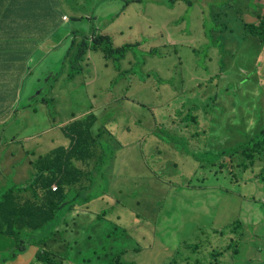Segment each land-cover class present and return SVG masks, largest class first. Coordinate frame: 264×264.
Masks as SVG:
<instances>
[{
  "label": "rangeland",
  "instance_id": "obj_1",
  "mask_svg": "<svg viewBox=\"0 0 264 264\" xmlns=\"http://www.w3.org/2000/svg\"><path fill=\"white\" fill-rule=\"evenodd\" d=\"M67 1L66 6L56 2L52 16V7L48 10L43 20L53 35L23 59L27 67L21 90L36 86L45 101L38 99L0 122L6 149L22 147L26 157L34 152L39 157L28 172L34 178L50 172L44 159L53 146L46 138L59 134L61 142L68 141L64 126L76 119L79 126L90 120V113L97 115L92 134L101 132L103 165L86 172V189H68L47 229L61 227L65 215L74 231L70 243L79 246L75 253L82 264H108L121 252H127L126 263L180 264L176 252L192 243H201L208 253L231 245L226 260L238 264L245 250H257L253 264H264V228L250 224L247 212L249 207L261 212L264 205L262 166L245 173L232 166L234 159L228 161L231 166L224 164L227 156L222 155L264 129V50L258 54L256 43L243 40L240 20L222 0H188L192 8L171 11L165 8L168 0ZM230 1L245 22H256L245 0ZM212 3L220 8L217 18L210 14ZM61 7L74 19L61 22ZM250 8L255 9L252 3ZM220 25L234 34H222ZM97 34L109 36L116 48L139 46L122 60L107 61L101 51L76 59L77 44H91ZM153 49L159 54H150ZM5 63L9 61L0 52V68L11 62ZM2 78L12 82L9 74ZM27 137L40 138L39 143ZM1 166L7 180L0 186V199L9 189H18L14 183L24 182L12 176L8 164ZM91 181L98 186L91 188ZM31 183L29 191L37 193ZM73 204L76 212L69 211ZM3 237L0 260L9 256L6 243L15 244V239Z\"/></svg>",
  "mask_w": 264,
  "mask_h": 264
},
{
  "label": "trees",
  "instance_id": "obj_2",
  "mask_svg": "<svg viewBox=\"0 0 264 264\" xmlns=\"http://www.w3.org/2000/svg\"><path fill=\"white\" fill-rule=\"evenodd\" d=\"M9 1H10L9 3L11 4V6L7 7L5 5L7 2L3 1L2 7H4V9L0 10V28H2L4 31L3 39H2V37H0V47L3 46V50L2 51L0 50V52L4 56V60L8 59L9 63L10 62L13 63L15 61H23V59L27 55H29L32 50H35L36 48H38L37 46L44 44L48 39H50V37L53 35L52 33L54 32V30H53V32H50V33L47 32V30H46L47 20H43V19L45 16H48V11H42L43 12V18H40V11H37L36 13L31 12L32 9L30 7L21 8L16 13L12 7V4L16 5V0H9ZM187 1L188 0H168L165 7L167 10H170V11L173 10L175 7H180V6H183L185 9L192 8V6H190V4L186 5ZM222 1L225 4V6H229L233 9V11L237 15L238 19L240 20L241 25H242V29L246 32V36L243 40L248 42V43H252V44L256 43L258 54L260 52H262L264 50V16H259V18L257 17V19H258L257 25L256 24H248L243 20V18H241V15L238 14L239 11H236L234 9L233 3L230 0H222ZM211 10H212V12H211ZM219 11H220V8L217 6V3H212V6L210 8V14L212 13L213 17L217 18V17H219V13H218ZM60 17L62 18V20H64V21L66 20V22H68V16L67 15L60 14ZM64 17H67V19H64ZM40 27L45 28L43 32H40ZM220 29H221L222 33L226 31L229 33L232 32V33H230L232 35L234 34V30L227 27V25L226 26L220 25ZM71 34L75 35L74 32H72ZM205 36L208 38H211L207 35H205ZM40 37H42V38L40 39ZM255 37L259 40V43L256 42ZM36 38H38V40ZM94 38L98 39V40L94 41L93 40ZM1 39H2V41H1ZM92 40H91V44H88L85 40H82L83 42L81 41L80 43L77 44L76 53H75L76 59H78V58L82 59V58L87 57V55L90 51H101L104 55V58L107 61H109V60H122L126 57V55L129 51H132L139 46V44L136 42L133 44H125V45L121 46L122 48L121 47L116 48V47H114V45H111L113 43H112V40L109 36L101 35V34L94 35L92 37ZM108 41H109V43H108ZM97 42H99V43H97ZM74 45L75 44L73 43V46ZM100 47H101V49H100ZM107 47H108V50H107ZM117 49H119V50H117ZM103 51H105L107 54H105ZM156 53L157 52L155 49L151 50V52H150V54H153V55ZM157 54H159V53H157ZM9 63H5V65H7ZM11 68H13V66H11ZM24 75L21 78V75L12 74V78H13L14 82H18L20 90H21V83L23 82ZM254 83H255V86L252 88V90L257 91V87H258L260 81L259 80L254 81ZM30 90L31 89H29V91ZM21 92L24 93V90H21ZM41 94H42V92L39 93V96L37 97L38 99H41ZM10 95H11V93L9 92V97H10ZM263 97L264 96H262V99H263ZM32 99H34V97ZM5 100L7 101V98ZM41 100H44V99H41ZM93 116L96 119H93ZM89 117H90V120L88 122L81 123L79 126H78V123L80 122V120H77V119L72 121L71 123H69L67 126H65L64 127V134L67 136V138L69 137L71 139V142H70V140L68 138L69 148L59 147L60 149L59 148L55 149L56 151L55 150L52 151L44 159L45 162L50 161L49 164L51 166H54V167L49 169L50 172L48 173V175L41 173L42 175L41 174L37 175L39 178L42 176L40 179H38L37 176L35 177L36 178L35 182L36 183L39 182L36 185L39 188V190L42 191V197L39 198V200H38V197L36 200L35 199H31V200L30 199H28V200L20 199V197H18V194L23 192V190L20 188H18V189L12 188V189L8 190L0 199V234H3V235H6L8 237L15 239L16 250H15L14 254L12 255V257L14 259L16 258V256L18 254H20L23 251H26L25 242L23 239H21L22 235L29 234V232L33 233V232L40 231L48 224V221L51 222L52 220H54L53 217H56L57 212L61 209L60 207L63 206V201L66 198V194H67L68 189L74 187V188H77L78 191H82V190L87 188L88 185L83 184V181L87 177L86 172H88V173H90V172L87 169L79 168L76 165V162L80 161L84 164L90 163L91 161L89 159H93L96 156V148H95L96 145L98 144V145L102 146L101 139L99 138L101 136V132L97 133L95 135L92 134V131L94 129V125L97 121V117L93 113H90ZM191 121L196 123L197 118L194 117V118H192ZM256 133H259V134H257L255 137H253V136L248 137L247 140L243 144L237 146L229 154L227 152H223L222 155L227 156V159L224 158L223 162H224V164L230 165L228 163V161H230L229 159H234L235 163H233L232 166L236 167L238 165L239 167L242 168V170L245 173L248 172L254 165H257V167L262 166L261 167V173L259 174V179L261 181H264V129H262L260 132H256ZM59 150H61V151H59ZM56 152H58V154ZM239 154H241V156ZM58 155H60V156H58ZM76 155H77V157L75 158ZM103 156H104V154L99 156V158L97 160L98 161L97 167L103 165ZM238 156L242 157V161L239 164H237V162L239 161ZM55 158H57V160ZM73 160H74V162H73ZM55 161H57V162L55 163ZM65 163L67 166L65 165ZM54 164H57L58 166L57 165L55 166ZM44 167H45V165H44ZM56 167H57V169H56ZM233 167H230L229 170ZM74 168H77L76 169L77 173H79V170H80V173L79 174L75 173L74 171H76V170H74ZM61 170H62V172H61ZM66 171H67V173H66ZM68 171L72 172V173H70V176L73 174L77 177L74 176L72 178V176L71 177L67 176V175H69ZM51 172L55 176H53L51 174ZM48 176H49V182L52 180V182L54 181L53 183L48 182V180H47ZM53 177H54V180H53ZM69 177L71 178V181H73V182H71L69 180ZM77 178H78V180H81V181H77ZM57 179L58 180L62 179V180H61V182H57L58 181ZM66 179H68V181ZM74 179H76V180L74 181ZM37 180H39V181L37 182ZM42 180H46V181H44L45 183ZM47 182H48V184H47ZM68 182L69 183L71 182V183L67 184ZM41 183H44V184H41ZM43 185H44V187H43ZM45 185H47L46 188H45ZM48 185H50V186H48ZM53 185H57V190H56L57 192L55 191L57 194L60 191L59 189L63 190L64 193L62 191L61 195L58 194L59 196L58 195L55 196L56 193L52 190ZM89 185H91V188H96L98 186L96 184V182H94V181H91ZM70 186H73V187H70ZM49 190L52 191V195H51L52 197L49 195ZM47 191H48V193H47ZM59 193H61V192H59ZM50 194H51V192H50ZM53 195H54V197H53ZM78 196H79V193H78ZM55 198H57V199L55 200ZM45 200H46V202H45ZM48 200L50 201V204H49ZM58 201H59V204L56 203ZM51 202L53 204H51ZM87 202H88V200H85V201H82L81 204H86ZM51 205L53 208H51ZM38 209L41 212H39ZM50 209H53V210H50ZM75 210H76V204H73L71 206V208L69 209V211H75ZM35 211H38L39 213H37ZM55 212H56V214H54ZM65 225L67 227H69L67 225V223H65ZM208 248L209 247H207V249ZM226 249H225V251H219V252L212 251V252L208 253L205 250L204 245H202L201 243H192V244H187L185 246H182L176 253L177 254L180 253V259H181L180 264H196L198 262V260L200 262L199 264H215V263L217 264V263H220V257L223 255V253H226L228 251V247ZM60 253H61V251L58 253L51 252L50 250L47 249V244H45L44 248H42L37 253L36 258H37L38 262H41L43 264H56L53 257H62L60 255ZM125 253H127V252H121L119 254H115V256H113L109 259L108 264H135L133 262L126 263L123 261V256L125 255ZM174 257L175 256H172V258H174ZM195 258L196 259L198 258V259L196 260ZM8 259H9V257L6 258L4 261H8ZM215 260H217V261H215ZM191 261L193 263H191Z\"/></svg>",
  "mask_w": 264,
  "mask_h": 264
},
{
  "label": "crops",
  "instance_id": "obj_3",
  "mask_svg": "<svg viewBox=\"0 0 264 264\" xmlns=\"http://www.w3.org/2000/svg\"><path fill=\"white\" fill-rule=\"evenodd\" d=\"M3 1L7 2L5 4L7 7L11 6V4L9 3L10 2L9 0H0V10L4 9V7H2ZM245 1H246V6L251 11L250 14L255 15L256 19H257V17L259 18V16H264V0H251V2H250V0H245ZM56 2L61 6H66L68 4L67 0H16V5L12 4V7L16 13L19 9L26 8V7H30L32 9L31 12L36 13L37 11H40L39 7H41V9L43 11H48L52 6H54V4ZM251 3L253 4V6L255 8L253 10L250 8ZM60 10H61L60 14L67 15L70 18V16L66 13V10L63 7H61ZM52 15H54L53 7L51 9V16ZM240 15L242 18L243 14L241 12H240ZM60 20H61V22H66V20L65 21L62 20L61 17H60ZM68 21H69V19H68ZM254 21L255 20H253L252 22H249V23L246 22V23L257 25L258 19L256 20V22H254ZM0 37H2V39L4 37V31L2 28H0ZM2 39H1V41H2ZM11 66H13V68H11ZM26 67H27L26 63H24L23 61H15V62L10 63L9 65H7L3 68H0V80H1V82H0V94H1L0 95V122H3L7 117H9L12 114V112L17 113L19 111L18 110L19 105H22V106H20V108L21 107L27 108L28 106L29 107L32 106L33 103L36 100H38L37 97L39 96V93L42 92V91H40V92L36 93V91L38 90V87L34 86L31 88L30 91L27 90L25 93H22L20 88H19L18 82H14L13 78H12L11 83L6 82L2 78V76L6 75V74L11 75V77H12V74L21 75V78H22V76L26 73ZM3 90H5V92ZM9 92L11 93V95H10L11 98L9 97L10 99H8ZM23 96L25 97V102H22ZM33 97H34V99H32ZM6 98L8 99L7 101L5 100ZM13 98H14V100H13ZM41 101L44 102V100H41ZM16 103H17L18 109L14 110L12 107L15 106ZM66 123H68V121L61 123L62 124L61 126H63ZM26 139H30L34 143H39L38 140L40 138L27 137ZM46 139L48 141H51L52 146H53V149H51L47 153V156L51 153V151H54L55 149H57L59 147L69 148V141L59 142L60 141L59 140L60 139L59 134L50 135ZM54 139H57L59 141L57 143H53ZM69 140L71 142L70 138H69ZM13 142L19 143V139L15 138L13 140ZM63 143L66 145H63ZM65 146H67V147H65ZM24 151L25 150L22 147L21 148H7L6 149V147L3 146V143L0 140V186L1 185L6 186V183H4V181L7 180V176L5 174H3V171L5 169L3 166H1V162H2L5 164H8V166H9L8 170L10 172H12V176H14L16 179H18V178L24 179V182H22V183H14V186H18V188L23 190L22 193L18 194V197H20V199H22V200L30 199L31 200L34 197L41 198L42 197V191L39 190L37 192L38 195L34 192L31 193L29 191V187L32 185V184H29V182L30 181H36V178L32 177V179H31L28 176V172H30V170L32 169V165H36L37 159H39V157H37L35 154H31L30 157H26L24 155ZM97 160H98L97 158L96 159L94 158L88 164H83L82 162H76V165L79 167V165L77 163H80L81 167H79V168L83 167L82 169H87L89 172H91L94 170H98L101 167V166L97 167V164H98ZM44 165H45V168H47V170L52 168V166L49 164L48 161L47 162L44 161ZM48 166H50V167H48ZM251 200L256 202L255 199H251ZM247 212L250 213V220H249L250 224H252L256 228H259L260 226L264 228V205H262V211L261 212H254L251 207L248 208ZM61 223H62L61 227L60 226L57 227V225H56L51 230H48L47 228L50 227V225H51L50 224L48 226H45L40 231L33 232V233L29 232V234H25L24 239L26 241V246H25L26 251H23L20 254H18L15 259L12 257V255L14 254V252L16 250V244H11V243L7 242L5 247H8V249H9V256H8L9 259H8V261H4L8 257L1 259L0 264H36V263H38V260L36 258L37 253L42 248H44L45 244H47V249L50 250L51 252L58 253L61 251L60 255L62 257H53L56 264H75V263L82 264L78 260V255H77L78 253H75L79 249V246L75 243H70V241L72 240V235H73L74 231H73V229H71L70 227H67L65 225V223H66V216L65 215H63ZM51 232H52V234H51ZM40 234H41V236H40ZM49 236H51V237H49ZM3 240H5L3 237V234L2 235L0 234V242H3ZM66 246H68V247H66ZM229 251H230V247H228V251L226 253H229ZM70 254H72V256H70ZM258 254H257V250H254V251L249 250V249L245 250L244 261L240 264H253V260H254L253 257H256ZM72 260H74V261H72ZM217 264H238V263L236 260H229V261L226 260V254L223 253V255L220 257V263H217Z\"/></svg>",
  "mask_w": 264,
  "mask_h": 264
},
{
  "label": "bare ground",
  "instance_id": "obj_4",
  "mask_svg": "<svg viewBox=\"0 0 264 264\" xmlns=\"http://www.w3.org/2000/svg\"><path fill=\"white\" fill-rule=\"evenodd\" d=\"M201 1H202V0H201ZM109 2H110V1H109ZM194 2H196V3H200V2H197V1H194ZM51 3H52V2H51ZM193 4H194V3H193ZM56 5H57V4H56ZM67 5H68V4H67ZM74 5H75V4H74ZM52 7H53V6H52ZM200 7H201V6H200ZM70 8L72 9V8H74V7H70ZM230 8H231V7H229V9H230ZM73 10L75 11V9H72V11H73ZM211 12H212V10H211ZM211 14H212V13H211ZM117 15H118V14H117ZM206 16H207V15H206ZM111 17H112V16H111ZM118 17H119V16H118ZM118 17H117V18H118ZM84 18H85V17H84ZM86 18H87V17H86ZM143 18H144V17H143ZM207 18H209V17H207ZM207 18H206V20H207ZM73 19H74V18H73ZM73 19H71V20H73ZM111 19H112V18H111ZM113 19H114V18H113ZM75 20H78V19H75ZM83 21H84V20H83ZM107 21H108V20H107ZM112 21H113V20H112ZM100 22H101V21H100ZM110 22H111V21H110ZM205 23H206V22H205ZM108 24H110V23H108ZM104 26H105V24H104ZM96 28H97V27H96ZM102 28H103V27H102ZM74 29H75V28H74ZM71 31H72V30H71ZM230 31H231V30H230ZM74 32H75V31H74ZM225 32H226V31H225ZM225 32H223V33H225ZM118 33H119V32H118ZM223 33H222V34H223ZM230 33H232V32H230ZM237 33H239V32H237ZM74 34H75V33H74ZM222 34H221V35H222ZM236 35H239V34H236ZM223 36H224V35H223ZM235 37H236V36H235ZM238 37L241 38V35H240V36H237L236 38L238 39ZM230 38H234V37L232 36V37H230ZM93 40L95 41V40H98V39H95V38H94ZM93 40H92V41H93ZM223 40H224V39H223ZM228 40H229V38H228ZM182 41H183V40H182ZM82 42H83V41H82ZM97 43H99V42H97ZM97 43H96V44H97ZM104 43H105V42H104ZM106 43H107V42H106ZM108 43H109V41H108ZM238 43H239V41H238ZM85 44H86V43H85ZM114 44H115V43H114ZM191 44H193V43H191ZM99 45H100V44H99ZM111 45H113V44H111ZM89 46H90V45H89ZM115 46H116V45H115ZM184 46H186V44H185ZM110 47H111V46H110ZM121 48H122V47H121ZM100 49H101V47H100ZM112 49H113V48H112ZM187 49H188V48H187ZM88 50H89V49H88ZM107 50H108V47H107ZM107 50H106V51H107ZM117 50H119V49H117ZM117 50H116V51H117ZM89 51H90V50H89ZM186 51H187V50H186ZM87 52H88V51H87ZM103 52H104L105 54H107L105 51H103ZM188 52H189V50H188ZM101 54H102V53H101ZM219 54H220V53H219ZM114 56H115V55H114ZM216 56H217V55H216ZM224 56H225V55H224ZM206 57H207V56H206ZM218 57H220V56H217V58H218ZM223 58H225V57H223ZM220 59H221V58H220ZM221 60H222V59H221ZM227 60H228V59H227ZM233 60H234V59H233ZM115 61H116V60H115ZM217 61H218V59H217ZM230 61H231V60H230ZM235 62L237 63V61H235ZM216 63H217V62H216ZM223 63H224V62H223ZM115 64H116V63H115ZM224 64H225V63H224ZM200 65H201V64H200ZM235 65H236V64H235ZM237 65H238V64H237ZM230 66H231V62H230ZM201 67H202V65H201ZM104 68H106V67H104ZM223 70H224V68H223ZM229 70H230V69H229ZM87 71H88V70H87ZM95 71H96V70H95ZM224 71H225V70H224ZM227 71H228V70H227ZM90 72H91V71H90ZM90 72H88V73H90ZM96 75H97V73H96ZM210 75H211V74H210ZM212 75H213V74H212ZM210 77H211V76H210ZM214 77H215V76H214ZM215 78H216V77H215ZM212 79H214V78H212ZM210 80H211V79H210ZM208 81H209V80H208ZM210 82H211V81H210ZM216 82H217V81H216ZM220 82H221V81H220ZM221 83H222V82H221ZM221 83H220V84H221ZM202 84H203V83H202ZM217 85H218V83H217ZM221 85H222V84H221ZM207 86H208V85H207ZM212 86H213V85H212ZM212 86H211V87H212ZM200 87H201V86H200ZM214 87L217 88L216 86H214ZM214 87H213V88H214ZM219 88H221V87H219ZM208 89H209V88H208ZM209 90H210V89H209ZM3 91L5 92V90H3ZM203 91H204V90H203ZM215 91H216V90H215ZM5 94H6V93H5ZM0 95H1V94H0ZM216 96H217V95H216ZM10 98H11V97H10ZM10 98H9V96H8V99H10ZM8 99H7V100H8ZM215 99H216V98H215ZM13 100H14V98H13ZM116 100H117V99H116ZM216 100H217V99H216ZM218 100H219V99H218ZM220 100H221V99H220ZM108 102H109V101H108ZM11 103H12V102H11ZM13 103H14V102H13ZM7 104H8V103H7ZM24 104H25V103H24ZM9 105H10V104H9ZM11 105H12V104H11ZM25 105H26V104H25ZM16 106H17V104H16ZM20 106H22V105H19V108H20ZM26 106H27V105H26ZM26 106H25V107H26ZM28 107H29V106H28ZM31 107H32V106H31ZM5 108H6V107H5ZM21 108L23 109V107H21ZM6 110H7V109H6ZM14 110H15V109H14ZM18 110H19V109H18ZM34 115H35V113H34ZM96 116H97V115H96ZM67 117H68V116H67ZM93 119H96V118L93 116ZM109 119H111V118H109ZM207 119H208V118H207ZM107 120H108V119H107ZM111 120H112V119H111ZM94 122H95V121H94ZM94 122H93V123H94ZM104 122H105V121H104ZM52 124H53V123H52ZM57 124H58V123H57ZM59 125H60V123H59ZM61 125H62V124H61ZM61 125H60V126H61ZM92 125H93V124H92ZM107 125H108V124H107ZM90 127H91V126H90ZM99 129H100V128H99ZM104 129H105V128H104ZM77 130H78V129H77ZM221 130H222V129H221ZM221 130H220V131H221ZM228 131H229V130H228ZM20 133H21V132H20ZM228 133H230V132H228ZM44 134H45V133H44ZM42 135H43V134H42ZM81 135H82V134H81ZM28 136H29V135H28ZM224 136H225V135H224ZM16 137H17V136H16ZM79 137H80V136H79ZM82 137H83V136H82ZM74 138H75V137H74ZM83 138H84V137H83ZM226 138H227V137H226ZM229 138H230V137L228 136V139H229ZM87 139H88V138H87ZM87 139H86V140H87ZM29 140H30V139H29ZM236 140L238 141V139H236ZM236 140H235V141H236ZM17 142H18V141H17ZM55 142H57V141H55ZM59 142H61V141H59ZM94 142H95V141H94ZM170 142H171V141H170ZM20 143H21V142H20ZM23 143H24V142H23ZM168 144H169V143H168ZM174 144H175V143H174ZM22 145H23V144H22ZM59 145H60V144H59ZM63 145H66V144L63 143ZM67 145H68V144H67ZM87 145H88V144H87ZM97 145H98V144H97ZM97 145H96V146H97ZM176 145H177V144H176ZM178 145H179V144H178ZM60 146H61V145H60ZM65 147H67V146H65ZM84 147H85V146H84ZM63 148H64V147H63ZM59 149H60V148H59ZM61 149H62V148H61ZM75 149H76V148H75ZM79 149H80V148H79ZM182 150H183V149H182ZM32 151H33V150H32ZM55 151H56V150H55ZM59 151H61V150H59ZM183 151H184V150H183ZM51 152H52V151H51ZM31 153H32V152H31ZM34 153H35V152H34ZM34 153H32V154H34ZM53 153H54V152H53ZM56 153L58 154V152H56ZM184 153H185V152H184ZM65 154H66V153H65ZM75 154H76V153H75ZM87 154H88V153H87ZM94 154H95V153H94ZM185 154H186V153H185ZM33 156H34V155H33ZM58 156H60V155H58ZM73 156H74V155H73ZM190 156H192V155H190ZM230 156H231V155H230ZM71 157H72V156H71ZM76 157H77V155L75 156V158H76ZM45 158H46V157H45ZM67 158H68V157H67ZM94 158H95V157H94ZM184 158H185V157H184ZM55 159L57 160V158H55ZM65 159H66V158H65ZM69 159H70V158H69ZM78 159H79V158H78ZM95 159H96V158H95ZM201 159H202V158H201ZM46 160H47V159H46ZM53 160H54V159H53ZM76 160H77V159H76ZM38 161H39V160H38ZM38 161H37V162H38ZM59 161H60V160H59ZM49 162H50V161H49ZM56 162H57V161H55V163H56ZM68 162H69V161H68ZM70 162H71V161H70ZM73 162H74V160H73ZM79 162H80V161H79ZM199 162H200V161H199ZM39 163H40V162H39ZM42 163H43V162H42ZM63 163H64V162H63ZM45 164H46V163H45ZM58 164H59V163H58ZM69 164H70V163H69ZM69 164H68V165H69ZM71 164H72V163H71ZM83 164H84V163H83ZM41 165H42V164H41ZM46 165H47V164H46ZM54 165L56 166L57 164H54ZM59 165H60V164H59ZM65 165H66V163H65ZM57 166H58V165H57ZM66 166H67V165H66ZM83 166H84V165H83ZM37 167H38V165H37ZM48 167H50V166H48ZM52 167H54V166H52ZM79 167H81V166H79ZM39 168H40V167H39ZM42 168H43V166H42ZM65 168H66V167H65ZM69 168H70V167H69ZM72 168H73V167H72ZM72 168H71V169H72ZM82 168H83V167H82ZM37 169H38V168H37ZM43 169H44V168H43ZM56 169H57V167H56ZM76 169H77V168H74V170H76ZM34 171H35V170H34ZM41 171H42V170H41ZM39 172H40V170H39ZM47 172H48V171H47ZM47 172H46V173H47ZM61 172H62V170H61ZM68 172H69V171H68ZM74 172L77 173V170L74 171ZM74 172H73V173H74ZM82 172H83V171H82ZM66 173H67V171H66ZM70 173H72V172L70 171V172L68 173L69 175H67V176H70ZM75 173H74V174H75ZM79 173H80V170H79ZM79 173H77V174H79ZM84 173H85V172H84ZM51 174H52V172H51ZM62 174H63V173H62ZM77 174H76V175H77ZM41 175H42V174H41ZM52 175L55 176L54 174H52ZM63 175H64V174H63ZM71 176H72V178H73L75 175L72 174ZM71 176H70V177H71ZM80 176H81V175H80ZM80 176H79V177H80ZM82 176H83V175H82ZM32 177H33V176H32ZM32 177H31V179H32ZM35 177H36V175H35ZM41 177H42V176H41ZM41 177H40V178H41ZM70 177H69V180L71 181V178H70ZM75 177H77V176H75ZM29 178H30V176H29ZM37 178L40 179L38 176H37ZM47 178H48L47 180H48V182H49V176H48ZM25 179H26V178H25ZM43 179H44V178H43ZM62 179H63V178H62ZM62 179H61V180H62ZM53 180H54V177H53ZM57 180H58V179H57ZM61 180H58L57 182H61ZM66 180L68 181V179H66ZM66 180H65V181H66ZM75 180H76V179H74V181H75ZM38 181H39V180H37V182H38ZM42 181L44 182V181H46V180H42ZM42 181H41V182H42ZM77 181H81V180H78V178H77ZM33 182H34L35 185L39 183V182L36 183L35 181H33ZM48 182H47V184H48ZM51 182H52V180H51L49 183H51ZM53 182H54V181H53ZM53 182H52V183H53ZM71 182H73V181H71ZM71 182H70V183H71ZM44 183H45V182H44ZM44 183H41V184H44ZM70 183L68 182L67 184H70ZM75 183H76V182H75ZM31 184H32V183H31ZM59 184H60V183H59ZM65 184H66V183H65ZM73 184H74V183H73ZM32 185H33V184H32ZM32 185H31V186H32ZM61 185H62V184H61ZM75 185H76V184H75ZM41 186H42V185H41ZM46 186H47V185H45V188H46ZM48 186H50V185H48ZM58 186H59V185H58ZM43 187H44V185H43ZM70 187H73V186H70ZM59 188H60V187H59ZM59 188H58V189H59ZM73 188H74V187H73ZM33 190H34V189H33ZM50 190H51V189H50ZM50 190H49V195L51 196V195H52V191H50ZM59 190H60V191H59ZM59 190H58V191L61 192V193L58 192V194L61 195L63 190H61V189H59ZM75 190H76V189H75ZM75 190H74V191H75ZM77 191H78V190H77ZM50 192H51V194H50ZM54 192H55V191H54ZM54 192H53V193H54ZM56 192H57V191H56ZM56 192H55V193H56ZM75 192H76V191H75ZM31 193H33V192H31ZM34 193H35V191H34ZM47 193H48V191H47ZM63 193H64V191H63ZM36 194H37V193H36ZM58 194L56 193L55 196H57ZM69 194H70V193H69ZM69 194H68V195H69ZM71 194H72V192H71ZM37 195H38V194H37ZM37 195H36V196H37ZM58 196H59V195H58ZM46 197H47V196H46ZM51 197H52V196H51ZM53 197H54V195H53ZM60 197H61V196H60ZM35 198H36V197H35ZM48 198H49V197H48ZM56 199H57V198H55V200H56ZM38 200H39V197H38ZM64 200H65V199H64ZM48 201H49V200H48ZM48 201H47V202H48ZM51 201H52V200H51ZM45 202H46V200H45ZM52 202H53V201H52ZM52 202H51V204H53ZM56 203L59 204V201L56 202ZM63 203H64V201H63ZM43 204H44V203H43ZM49 204H50V201H49ZM44 206H45V205H44ZM53 206H54V205H53ZM56 206H57V205H56ZM42 207H43V206H42ZM42 207H41V208H42ZM36 208H37V207H36ZM36 208H35V209H36ZM51 208H53L52 205H51ZM56 208H57V207H56ZM60 208H61V207H60ZM230 208H231V207H230ZM57 209H58V208H57ZM41 210H42V209H41ZM50 210H53V209H50ZM55 210H56V209H55ZM38 211H39V209H38ZM38 211H35V212H37V213L41 212V211H39V212H38ZM27 212H28V211H27ZM31 212H32V211H31ZM51 212H52V211H51ZM34 214H35V213H34ZM54 214H56V212H55ZM54 214H53V215H54ZM54 216H55V215H54ZM51 218H52V217H51ZM53 218H55V217H53ZM48 223H49V221H48ZM43 227H44V226H43ZM28 229H29V228H28ZM224 229H226V228H224ZM214 233H215V232H214ZM42 234H43V233H42ZM54 234H55V233H54ZM220 234H221V233H220ZM224 234H225V231H224ZM221 235H223V233H222ZM40 236H41V234H40ZM40 236H39V237H40ZM44 236H45V235H44ZM49 237H50V236H49ZM40 239H41V238H40ZM44 240H45V239H44ZM68 243H69V242H68ZM234 244H236V243H234ZM67 245H68V244H67ZM70 245H71V244H70ZM66 247H68V246H66ZM230 247H231V245H230ZM232 248H234V247H232ZM71 250H72V249H71ZM226 250H227V249H226ZM234 251H236V249H235ZM72 253H73V252H72ZM222 253H223V252H222ZM236 253H237V252H236ZM233 254H234V253H233ZM216 255H217V254H216ZM70 256H72V254H70ZM220 256H221V255H220ZM68 258H69V257H68ZM191 258H192V257H191ZM81 259H82V257L79 258L80 261H82ZM195 259H196V258H195ZM197 259H198V258H197ZM197 259H196V260H197ZM212 259H213V258H212ZM214 259H215V258H214ZM216 259H217V258H216ZM231 259H232V258H231ZM76 260H77V259H76ZM72 261H74V260H72ZM194 261H195V260H194ZM215 261H217V260H215ZM218 261H219V260H218ZM189 262H190V261H189ZM191 263H193V262L191 261ZM197 263H198V264L200 263L199 260H198ZM197 263H196V264H197ZM210 263H211V262H210ZM212 263H213V262H212ZM75 264H77V263H75ZM215 264H216V263H215Z\"/></svg>",
  "mask_w": 264,
  "mask_h": 264
},
{
  "label": "clouds",
  "instance_id": "obj_5",
  "mask_svg": "<svg viewBox=\"0 0 264 264\" xmlns=\"http://www.w3.org/2000/svg\"><path fill=\"white\" fill-rule=\"evenodd\" d=\"M66 126H67V125H66ZM99 138L101 139V136H100ZM101 143H102V142H101ZM95 148H96V151H97L96 154H98V156L96 155L95 158L98 159L99 156L103 154V149H102V146H100V145L96 146ZM99 150H100V151H99ZM98 151H99V152H98ZM93 159H94V158H93ZM91 160H92V159H91ZM91 160H90V161H91ZM54 187H56V190H57V185H53V186H52V190H53ZM56 190H53V191H56Z\"/></svg>",
  "mask_w": 264,
  "mask_h": 264
},
{
  "label": "built area",
  "instance_id": "obj_6",
  "mask_svg": "<svg viewBox=\"0 0 264 264\" xmlns=\"http://www.w3.org/2000/svg\"><path fill=\"white\" fill-rule=\"evenodd\" d=\"M64 19H67V17H64ZM53 190H56V187H54Z\"/></svg>",
  "mask_w": 264,
  "mask_h": 264
}]
</instances>
